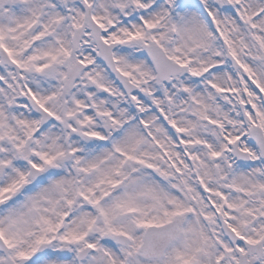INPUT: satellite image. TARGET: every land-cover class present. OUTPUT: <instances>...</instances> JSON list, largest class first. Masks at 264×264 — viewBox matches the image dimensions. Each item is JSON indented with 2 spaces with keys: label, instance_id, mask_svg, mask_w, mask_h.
Instances as JSON below:
<instances>
[{
  "label": "snow or ice",
  "instance_id": "6c2138e0",
  "mask_svg": "<svg viewBox=\"0 0 264 264\" xmlns=\"http://www.w3.org/2000/svg\"><path fill=\"white\" fill-rule=\"evenodd\" d=\"M0 264H264V0H0Z\"/></svg>",
  "mask_w": 264,
  "mask_h": 264
}]
</instances>
